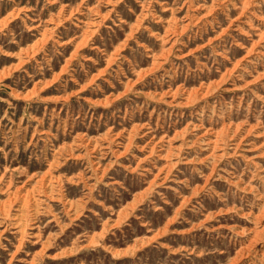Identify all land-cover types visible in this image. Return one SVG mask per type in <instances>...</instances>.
Here are the masks:
<instances>
[{
  "label": "rangeland",
  "instance_id": "1",
  "mask_svg": "<svg viewBox=\"0 0 264 264\" xmlns=\"http://www.w3.org/2000/svg\"><path fill=\"white\" fill-rule=\"evenodd\" d=\"M0 264H264V0H0Z\"/></svg>",
  "mask_w": 264,
  "mask_h": 264
},
{
  "label": "bare ground",
  "instance_id": "2",
  "mask_svg": "<svg viewBox=\"0 0 264 264\" xmlns=\"http://www.w3.org/2000/svg\"><path fill=\"white\" fill-rule=\"evenodd\" d=\"M239 256V255H238Z\"/></svg>",
  "mask_w": 264,
  "mask_h": 264
}]
</instances>
